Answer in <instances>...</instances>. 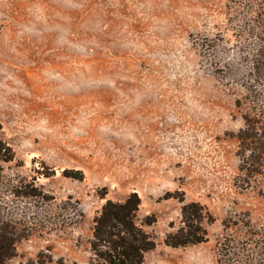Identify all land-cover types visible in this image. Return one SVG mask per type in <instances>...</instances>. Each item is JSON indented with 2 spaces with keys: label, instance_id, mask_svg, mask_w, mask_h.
<instances>
[{
  "label": "rangeland",
  "instance_id": "obj_1",
  "mask_svg": "<svg viewBox=\"0 0 264 264\" xmlns=\"http://www.w3.org/2000/svg\"><path fill=\"white\" fill-rule=\"evenodd\" d=\"M253 100L264 0H0V218L35 228L7 264H90L94 219L132 193L143 264H245L264 233L236 138ZM26 185L44 201L9 192ZM191 203L206 241L166 246Z\"/></svg>",
  "mask_w": 264,
  "mask_h": 264
},
{
  "label": "trees",
  "instance_id": "obj_2",
  "mask_svg": "<svg viewBox=\"0 0 264 264\" xmlns=\"http://www.w3.org/2000/svg\"><path fill=\"white\" fill-rule=\"evenodd\" d=\"M251 101L252 114L243 117L244 127L236 138L239 150L245 163V171L264 178V105ZM13 161L11 149L0 139V164ZM77 180H82V174L77 173ZM32 185L24 186V191H9L15 197L26 199H41L44 197ZM140 199L132 193L122 202L106 201L99 215L94 219L90 251V264H143L144 255L155 248L153 238L136 223ZM207 213L199 204H186L181 209V226L175 233L165 236L164 244L171 248H182L197 245L206 241L204 223ZM153 221L145 220L151 225ZM35 228L28 227L25 219L12 221L0 218V264L15 256V244L28 238ZM253 242L258 253L251 249L245 264H264V233L252 232ZM259 247V248H258ZM226 251V250H225ZM228 251V250H227ZM230 255L237 254L229 248ZM47 263H52L48 258ZM234 264V262H232ZM34 264H45L39 257ZM56 264H62L58 261ZM235 264H238L235 262Z\"/></svg>",
  "mask_w": 264,
  "mask_h": 264
}]
</instances>
